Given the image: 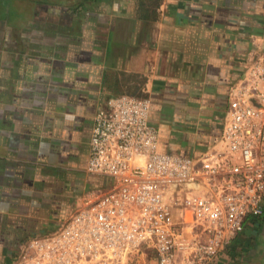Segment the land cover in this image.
Returning a JSON list of instances; mask_svg holds the SVG:
<instances>
[{"label": "crops", "instance_id": "0c3cea01", "mask_svg": "<svg viewBox=\"0 0 264 264\" xmlns=\"http://www.w3.org/2000/svg\"><path fill=\"white\" fill-rule=\"evenodd\" d=\"M262 59L264 0H0V264L108 186L85 169L107 99L148 98L157 149L197 159ZM209 264H264V212Z\"/></svg>", "mask_w": 264, "mask_h": 264}, {"label": "built area", "instance_id": "2783aa9c", "mask_svg": "<svg viewBox=\"0 0 264 264\" xmlns=\"http://www.w3.org/2000/svg\"><path fill=\"white\" fill-rule=\"evenodd\" d=\"M264 59L234 87L223 147L199 158L157 149L148 98L111 97L93 115L85 169L109 179L86 191L56 230L13 264H209L247 216L264 212Z\"/></svg>", "mask_w": 264, "mask_h": 264}, {"label": "rangeland", "instance_id": "374dc122", "mask_svg": "<svg viewBox=\"0 0 264 264\" xmlns=\"http://www.w3.org/2000/svg\"><path fill=\"white\" fill-rule=\"evenodd\" d=\"M125 264H154V254L146 251L143 255L132 256Z\"/></svg>", "mask_w": 264, "mask_h": 264}]
</instances>
